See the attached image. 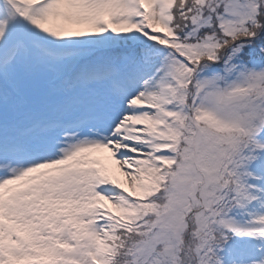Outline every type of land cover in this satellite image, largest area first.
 <instances>
[{
    "label": "snow or ice",
    "instance_id": "1",
    "mask_svg": "<svg viewBox=\"0 0 264 264\" xmlns=\"http://www.w3.org/2000/svg\"><path fill=\"white\" fill-rule=\"evenodd\" d=\"M0 264H264V0H0Z\"/></svg>",
    "mask_w": 264,
    "mask_h": 264
}]
</instances>
